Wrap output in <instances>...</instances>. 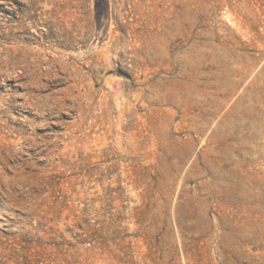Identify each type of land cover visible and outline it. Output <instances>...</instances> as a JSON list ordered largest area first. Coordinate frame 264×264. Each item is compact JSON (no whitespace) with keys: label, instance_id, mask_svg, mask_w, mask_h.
<instances>
[{"label":"rangeland","instance_id":"374dc122","mask_svg":"<svg viewBox=\"0 0 264 264\" xmlns=\"http://www.w3.org/2000/svg\"><path fill=\"white\" fill-rule=\"evenodd\" d=\"M0 264H264V0H0Z\"/></svg>","mask_w":264,"mask_h":264}]
</instances>
